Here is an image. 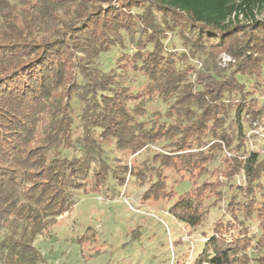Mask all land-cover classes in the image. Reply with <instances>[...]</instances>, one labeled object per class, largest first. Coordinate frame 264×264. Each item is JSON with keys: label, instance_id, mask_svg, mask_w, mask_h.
<instances>
[{"label": "trees", "instance_id": "obj_1", "mask_svg": "<svg viewBox=\"0 0 264 264\" xmlns=\"http://www.w3.org/2000/svg\"><path fill=\"white\" fill-rule=\"evenodd\" d=\"M171 32L194 52L230 54L231 71L200 89L187 83L167 50ZM126 34L136 51L122 58L148 78L136 93L95 65L101 53L123 46ZM263 67L264 0H0V264H40L37 236L73 208L75 192H99L110 177L120 186L128 175L141 183L149 178L143 199L174 200L169 213L190 227L206 221L205 194L215 185L205 181L177 194L166 170L195 183L225 146L231 156H224L220 174L229 180L243 174L249 194L262 187L264 156L248 149L245 122L259 120L255 95L264 89L258 81L250 89L238 76L260 78ZM154 96L176 97L174 115L186 120L138 121L146 114L143 99ZM75 97L81 102L77 123ZM232 109L236 137L226 128ZM163 139L168 148L150 167L114 166L104 148L112 143L134 155ZM68 149L81 153L69 156ZM231 209H243L246 218L255 213L264 229V201L232 202ZM229 230L217 221L193 264H264V254L253 258L248 251V231L228 239ZM257 245L264 248V234Z\"/></svg>", "mask_w": 264, "mask_h": 264}, {"label": "rangeland", "instance_id": "obj_2", "mask_svg": "<svg viewBox=\"0 0 264 264\" xmlns=\"http://www.w3.org/2000/svg\"><path fill=\"white\" fill-rule=\"evenodd\" d=\"M10 2L17 4L18 0ZM166 46L168 52L174 54L177 66L185 71L186 82L197 89L213 78L225 77L235 62L228 53L213 57L204 52H194L185 46L177 32L169 33ZM135 51V41L126 34L125 44L101 53L95 59V65L105 72L115 73L116 85L126 86L136 93L146 85L148 78L132 61L122 58L123 55H131ZM238 78L250 89H253L255 81L264 89V67L260 78ZM61 94L60 91L56 98L59 99ZM255 96L262 114L257 125L245 122L247 147L258 151L263 157L264 95L259 92ZM234 98L239 100L240 96L235 95ZM175 99L176 97L169 100L158 96L145 97L142 106L146 114L138 116V121L146 122L150 126L154 122L171 123L177 118L179 121L186 120L184 116L174 115L171 106ZM71 103L77 123L81 102L75 97ZM136 103L132 102L131 107ZM235 113L236 109H232L226 122V128L233 137H236L237 131ZM104 148L114 166L126 163L129 166L150 167L155 164L154 155L167 150L168 140L147 144L134 155L117 150L112 143H105ZM227 151L231 150L225 146L216 150L214 160L208 165V172L195 183L188 174L181 177V174L172 170L165 172L168 175V187L175 189L177 194L185 193L205 181L215 185L205 194L204 201L210 208V213L203 224L190 227L173 217L168 208L174 200L145 201L143 194L150 184L149 178L146 183H141L128 175L126 183L120 186L110 177L99 192H75L76 203L73 208L60 216L56 224L37 236L35 246L43 256L40 264H193L197 255L203 251L208 238L214 233L217 221L228 225L230 230L225 233L228 239L244 235L248 231L253 242L248 249L250 255L253 258L261 256L264 248H258L257 240L264 234L262 219L255 213L246 218L243 209L232 212L231 203L238 202L243 207L250 198H254L259 204L264 201V177L262 187L255 188L251 194L243 190L246 186L243 174H237L231 180L225 178L220 170ZM63 152L69 156L81 153L80 150L73 149ZM151 175L148 172L147 177ZM180 178L182 181L177 183ZM216 189L220 191L219 196Z\"/></svg>", "mask_w": 264, "mask_h": 264}, {"label": "built area", "instance_id": "obj_3", "mask_svg": "<svg viewBox=\"0 0 264 264\" xmlns=\"http://www.w3.org/2000/svg\"><path fill=\"white\" fill-rule=\"evenodd\" d=\"M258 121L253 122V125H257ZM228 156H231V152L227 151Z\"/></svg>", "mask_w": 264, "mask_h": 264}]
</instances>
